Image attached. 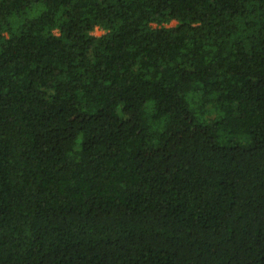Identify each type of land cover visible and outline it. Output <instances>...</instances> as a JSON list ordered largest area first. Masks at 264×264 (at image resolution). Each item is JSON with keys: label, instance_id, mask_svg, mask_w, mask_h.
I'll list each match as a JSON object with an SVG mask.
<instances>
[{"label": "trees", "instance_id": "obj_1", "mask_svg": "<svg viewBox=\"0 0 264 264\" xmlns=\"http://www.w3.org/2000/svg\"><path fill=\"white\" fill-rule=\"evenodd\" d=\"M0 264H264V0H0Z\"/></svg>", "mask_w": 264, "mask_h": 264}, {"label": "rangeland", "instance_id": "obj_2", "mask_svg": "<svg viewBox=\"0 0 264 264\" xmlns=\"http://www.w3.org/2000/svg\"><path fill=\"white\" fill-rule=\"evenodd\" d=\"M175 23H176V21H173V23H172V24H175ZM96 32H97V33H100V32H101V30L97 29V30H96Z\"/></svg>", "mask_w": 264, "mask_h": 264}]
</instances>
